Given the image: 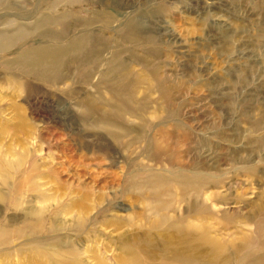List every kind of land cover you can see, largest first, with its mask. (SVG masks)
I'll return each mask as SVG.
<instances>
[{"label":"rangeland","instance_id":"1","mask_svg":"<svg viewBox=\"0 0 264 264\" xmlns=\"http://www.w3.org/2000/svg\"><path fill=\"white\" fill-rule=\"evenodd\" d=\"M36 1L7 0L0 17H10L0 24L14 16L30 23ZM82 8L50 14L54 24L43 32L65 44L94 20L96 50L123 51L120 75L130 82L131 101L106 82L96 87L99 75L84 82L74 64L58 85L0 66V232L11 233L0 242V264H129L132 256L137 264H175L157 252L148 258L135 244L151 234L160 239L161 214L194 234L205 231L200 249L223 245L231 264H249L264 253V0H89ZM114 16H136L151 41L121 43ZM34 42L45 45L37 34L25 44ZM152 72L165 81V97L150 90ZM9 74L23 84L18 91L1 79ZM85 99L108 124V106L119 104L120 121L84 118ZM12 104L22 108L20 121ZM122 124L135 131L115 127ZM194 168L209 176L187 195L198 204L192 216L177 177ZM155 176L167 179L160 199L168 207L158 216L147 182Z\"/></svg>","mask_w":264,"mask_h":264},{"label":"bare ground","instance_id":"2","mask_svg":"<svg viewBox=\"0 0 264 264\" xmlns=\"http://www.w3.org/2000/svg\"><path fill=\"white\" fill-rule=\"evenodd\" d=\"M6 1L7 0H0V6ZM88 2L89 0H37L36 3L38 4V7L34 15L29 18L31 20L30 23L21 24L18 21L21 19L14 16V18H11L7 24H0V26H2V28L0 27V66L14 71V75L16 72L18 75L22 74V77L24 78L26 76L49 85H58L63 82V69H67V66L74 64L77 71L80 72L81 68L84 69V82L92 79L95 75H99V82L96 84V87L101 86V84H105L106 82L109 89L118 95L125 94L126 98H130L131 101L132 94L130 92L131 89L129 88L130 82L125 84L120 75V72L124 71L127 67V62L122 58L123 51L109 52L111 46H108L110 56L109 58H105L104 56L105 54L107 55L108 52L102 51V48L96 50V47L100 45L99 38L95 36L93 31L89 28L94 24L92 23L94 20L86 19L87 21H83V30L78 32L72 41L65 40L67 41L65 44L58 43L60 40L64 39L60 35L51 34L50 31L43 32V29L46 26L54 24L53 17L50 16V14L52 15L55 12L58 13L60 8L62 9V12L60 13L69 15L75 14L72 11L74 8L79 7V10L82 11L84 9L82 8L83 5ZM6 10H8V8ZM157 10L162 11L163 7H159ZM42 12H47V14ZM60 16L64 15L62 14ZM4 17L10 16L5 15L0 17V19H5ZM62 18L63 17H55V23L60 22L59 20ZM114 18V22H116L117 25L114 26L113 30L119 34L118 38L119 40L121 38V43L137 45L139 42L148 43L151 41V39L146 36V32H144V25L141 24L142 22L139 19H136V16L125 17V20L121 22L116 16H114ZM35 33L38 37L45 39V45H39L38 42L25 44L27 39H29V41H34L36 36ZM53 40H56L57 43H53ZM152 54L155 55V52ZM9 56H12L13 58L8 59ZM103 66L106 68L102 69ZM94 70L95 72H93ZM151 77L154 78V84H152V82L150 83V88L152 87L150 90L153 91V93L157 92L160 97H165L168 93V87L165 81L159 79L158 73L156 74L152 72ZM1 79L16 91H18L17 89L23 85L17 76L14 77L10 74L2 75ZM131 82V85H134L133 79ZM2 97H0V104L5 100V97ZM116 105L119 104L108 106L109 115L105 114V116H109L110 119L108 124L103 121V115H97V107L90 99L82 100V106L86 107L87 112L84 118H92L96 124H104V126L112 125L114 120H116L117 124V121H120L121 119L120 115L123 114L124 108L120 105ZM10 106V110L14 112L13 119L20 121L23 115L22 108L14 104ZM1 108L2 107L0 106V113L2 112ZM2 118L3 116L0 115V120H2ZM115 127L126 133L129 131H135V128H130L123 124L122 126L115 125ZM111 134L116 137L118 133L115 134V131H111ZM137 135L141 136L138 132ZM204 171L207 170L204 169ZM249 172L251 174L254 173L255 168L250 169ZM202 174L209 176L208 173L202 171L197 172L194 168L186 170L184 174L177 177V183L179 182L178 188L182 193L180 197L187 203L185 212L192 216L198 211V204L195 200L187 202V195L189 193L196 195L202 188H204V186H206V184H204V180L206 179L200 177ZM161 181L165 183L167 179L160 180L155 176L147 181L152 199L155 201L153 210L157 216L160 209H166L168 207V202L160 199V191L164 187H160L163 184ZM142 186V184H138L137 188H141ZM151 204H153V202H151ZM261 207H264V202L261 203L260 208ZM39 224L34 226L31 230L34 232L38 231L40 229ZM157 226L158 228H164L157 234L160 236V239L151 234L146 240L138 238V240L135 241V244L142 249L143 253L146 254L148 258H154L153 252H157L164 261H169L175 264H197L201 261L202 257H209L208 253H211L212 260L207 258L208 260H202L201 264H231V260L234 259V255L223 245L212 243L211 249H200V242L205 241L204 234H206V232L202 231L194 234L185 228L182 221L177 218L175 221L169 223L167 216L161 214L160 217H158ZM10 236L11 233L0 232V242L7 241L11 238ZM223 253L225 254L222 255ZM215 254H218V256L212 257V255ZM127 260L129 264H137L134 260V256ZM262 261L264 264V253L253 258L249 264H259L258 262L261 263ZM50 262L51 259L47 258L45 259V262L41 261V263L38 262L37 264H50ZM117 263L122 264L123 261L119 259ZM53 264H65V261H58Z\"/></svg>","mask_w":264,"mask_h":264}]
</instances>
